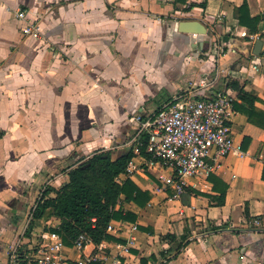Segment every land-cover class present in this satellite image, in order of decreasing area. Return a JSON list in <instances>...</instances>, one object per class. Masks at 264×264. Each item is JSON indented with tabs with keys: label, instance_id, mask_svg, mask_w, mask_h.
I'll return each instance as SVG.
<instances>
[{
	"label": "crops",
	"instance_id": "0c3cea01",
	"mask_svg": "<svg viewBox=\"0 0 264 264\" xmlns=\"http://www.w3.org/2000/svg\"><path fill=\"white\" fill-rule=\"evenodd\" d=\"M4 1L0 264H7L10 246L28 241L26 219L47 185L68 179L63 170L95 153L116 159L128 148L133 173L121 174L119 183L130 179L151 199L144 208L120 201L117 209L134 213L136 220L111 221L123 229L108 233L114 240L102 247L88 244L85 256L116 257L119 264H264V128L233 107L231 131L239 152L220 160L211 174L215 181L192 178L173 200L174 190L159 178L171 171L140 154L134 121L177 96L211 98L222 91L248 109L223 77L257 99L253 109L264 122V18L251 21L264 15V0ZM244 1V20L255 32L236 17ZM16 9L38 22L46 42L22 34ZM182 20L202 22L207 33L178 32ZM224 186L221 206L193 193L218 196ZM254 219L259 226L249 227ZM59 225L57 217L35 220L31 233ZM168 234L175 240L162 239ZM183 236L186 246L176 252ZM81 255L71 247L64 251L71 260Z\"/></svg>",
	"mask_w": 264,
	"mask_h": 264
},
{
	"label": "built area",
	"instance_id": "2783aa9c",
	"mask_svg": "<svg viewBox=\"0 0 264 264\" xmlns=\"http://www.w3.org/2000/svg\"><path fill=\"white\" fill-rule=\"evenodd\" d=\"M12 13L22 23L21 31L25 37L46 42L38 22L29 19L25 10L16 9ZM234 113L231 97L222 91L211 98L177 96L153 114L134 117L138 127L135 143L141 145L138 139L146 136V151L151 156V161L160 168L171 171L167 177H159L164 188L171 187L174 190L171 199L181 196L190 179L209 177L219 167L220 160L239 152L231 131ZM91 156L77 165L86 162ZM132 167L130 161L125 172L129 175L133 173ZM118 178L119 176L116 178L117 183ZM31 219L30 213L25 232ZM251 224L249 227H257L259 221L254 219ZM122 229L123 224L115 227L109 223L106 232L115 234ZM131 230H137V227L132 225ZM90 243V238L81 233L71 248L82 255L71 260L64 256L67 246L58 233H31L28 241L21 238L9 247L7 264H119L116 257L109 260L100 259L97 255L85 256L83 253Z\"/></svg>",
	"mask_w": 264,
	"mask_h": 264
},
{
	"label": "trees",
	"instance_id": "16d2710c",
	"mask_svg": "<svg viewBox=\"0 0 264 264\" xmlns=\"http://www.w3.org/2000/svg\"><path fill=\"white\" fill-rule=\"evenodd\" d=\"M176 1L183 3L186 0ZM245 13L246 3L244 1L243 5L236 10V17L241 25L248 26L252 32H255V27L245 22ZM262 18H264V15L261 18L251 19V21L256 24ZM222 80L228 88L237 91L238 99L248 109L232 102L233 107L242 110L250 122L264 128V122L257 119L256 112L253 109L257 99L244 91L237 81L223 77ZM138 142L141 144L139 145L140 154L147 159H151L146 151L147 137L142 136ZM133 157L134 153L129 152L125 156L112 159L109 152H100L93 154L82 164L63 170L68 179L56 186L47 185L40 199L36 201L35 207L31 210L32 219L25 232L26 238H30L35 220H47L50 217H57L60 219V225L52 231L61 236L64 245L67 247H72L74 240L81 233H85L94 245H99L104 241H113L114 238L106 232L111 221L134 222L136 220L134 213L124 212L121 208L117 209L119 202L124 200L128 203H134L139 208H144L151 199L148 191H142L130 179L121 184L116 182V178L125 173ZM209 180L213 182L215 178L210 175ZM225 192L226 186L218 196L193 191L195 195H204L210 201H215L218 206L224 204ZM52 193L55 194L54 197H50ZM162 239L175 240V237L168 234ZM183 246H186L185 236L181 238L176 252ZM176 256L177 254L174 255V257ZM141 262L145 263L146 261ZM94 264L100 263L96 262Z\"/></svg>",
	"mask_w": 264,
	"mask_h": 264
},
{
	"label": "water",
	"instance_id": "95a60500",
	"mask_svg": "<svg viewBox=\"0 0 264 264\" xmlns=\"http://www.w3.org/2000/svg\"><path fill=\"white\" fill-rule=\"evenodd\" d=\"M178 32L180 33H188V34H196V35H205L207 33V29L204 24L198 20H182L178 22L177 25ZM260 41L256 43V50H254L255 55H259L260 53ZM130 148H128L124 153L120 156H125L129 153Z\"/></svg>",
	"mask_w": 264,
	"mask_h": 264
},
{
	"label": "rangeland",
	"instance_id": "374dc122",
	"mask_svg": "<svg viewBox=\"0 0 264 264\" xmlns=\"http://www.w3.org/2000/svg\"><path fill=\"white\" fill-rule=\"evenodd\" d=\"M26 223H27V219H26L25 225H26Z\"/></svg>",
	"mask_w": 264,
	"mask_h": 264
}]
</instances>
